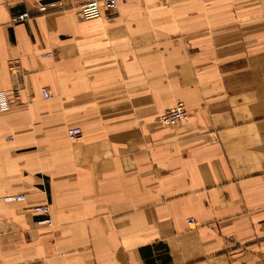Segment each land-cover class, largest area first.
Segmentation results:
<instances>
[{
	"label": "crops",
	"instance_id": "crops-1",
	"mask_svg": "<svg viewBox=\"0 0 264 264\" xmlns=\"http://www.w3.org/2000/svg\"><path fill=\"white\" fill-rule=\"evenodd\" d=\"M87 1L0 0V264H264V0Z\"/></svg>",
	"mask_w": 264,
	"mask_h": 264
},
{
	"label": "built area",
	"instance_id": "built-area-1",
	"mask_svg": "<svg viewBox=\"0 0 264 264\" xmlns=\"http://www.w3.org/2000/svg\"><path fill=\"white\" fill-rule=\"evenodd\" d=\"M126 1L127 0H89L80 6L78 15L82 20L97 19L105 13H107L108 15L112 14L121 4L126 3ZM56 3L57 5H59V2H52L50 3V5L53 7L56 5ZM47 8L48 7L46 4H41L38 7V10L39 12H45ZM29 18H31V13L27 10H24L22 12L13 14L10 18V23H20ZM41 93L44 98L48 97L49 95L45 88L41 90ZM0 104L3 108L7 106V101L4 98L3 94L0 95ZM189 116V112L185 108L183 102H177L176 104L165 110L162 114H160L158 116V121L165 126H169L175 123L186 124L189 122ZM80 131L81 130L78 126H71L67 128L66 134L69 139L73 140L79 136ZM24 197V194H18L10 197V199L22 200L24 199ZM32 208L35 212L39 213L42 216L40 222H44L47 224L51 223L49 209L46 204L35 205ZM187 222L191 223L192 219L188 218Z\"/></svg>",
	"mask_w": 264,
	"mask_h": 264
}]
</instances>
